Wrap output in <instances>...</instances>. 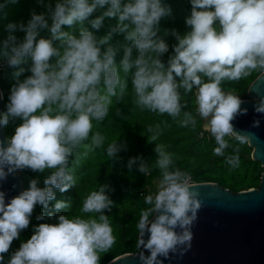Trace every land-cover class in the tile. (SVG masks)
<instances>
[{
    "label": "clouds",
    "instance_id": "obj_1",
    "mask_svg": "<svg viewBox=\"0 0 264 264\" xmlns=\"http://www.w3.org/2000/svg\"><path fill=\"white\" fill-rule=\"evenodd\" d=\"M18 2L4 0L0 4L3 18H7L3 9ZM37 3L46 11L31 10L26 23L8 22L4 26L6 37L0 42V60L17 69L12 74L15 82L9 88L0 126L20 120L13 134L6 137L7 144L0 142V180L16 169L55 171L44 180L43 188L33 179L26 190L7 203L0 191V264H99L98 253L106 252L115 239L109 219L103 214L112 205L105 194L107 185H100L98 191L90 193L82 207L84 213H99L98 219L59 215L56 223L33 225L31 236L7 260L4 254L9 253L12 242L19 240L20 233L29 227L34 207L47 209L48 202L55 199L53 188L63 193L76 185V177L68 168L74 150L89 139L90 133L92 148L104 145L105 137L92 131L93 122L104 120L113 97L118 101L124 97L129 73L135 104L141 110L173 118L181 111L178 89L188 93L195 87L197 111L202 118L211 117L207 127L219 145L214 152L221 155L227 146L223 137L233 136L231 122L238 114L247 112L241 109L238 96L222 91L221 82L239 80L249 75V70H264V0H189L190 14L185 17V24L191 30L182 37L175 29L170 30L178 43L172 46L174 55L166 63L161 57L169 51V45L158 32L161 19L171 16L172 10L161 0H49L48 3L37 0ZM98 9L104 10L89 19ZM105 18L115 19L116 24L98 39L85 27V22L99 30ZM45 31L48 35L41 36ZM73 31L78 34L73 35ZM17 32L24 33L22 39ZM117 32L130 42L123 46L119 65L115 60L117 49L108 45L112 34ZM102 45L108 46L101 51ZM133 48L137 51L135 59ZM24 64H28L27 71L31 74L21 80ZM255 111L264 113V99ZM186 123L181 121V126ZM258 123L255 121L254 125ZM156 138L153 135L151 140ZM120 147L112 142L106 155L115 156ZM162 149L163 145H157L155 151L159 155L158 167L165 170L163 181L154 198L146 197L145 202L153 207L141 213L138 223L140 235L149 233L146 243L139 241L150 251L146 264H161L158 256L167 257L170 251H176L178 245L191 239L185 226L195 219V209L199 207L193 199L199 193L190 192L186 185L177 182L179 171H167L172 159ZM137 159L130 158L128 167ZM139 171L145 172L146 166L141 164ZM53 207L59 211L70 205L56 201ZM152 212L159 214L150 223ZM44 218L43 213L36 216L38 221ZM48 218H52L51 211ZM177 227L184 229L182 233L176 232Z\"/></svg>",
    "mask_w": 264,
    "mask_h": 264
},
{
    "label": "trees",
    "instance_id": "obj_2",
    "mask_svg": "<svg viewBox=\"0 0 264 264\" xmlns=\"http://www.w3.org/2000/svg\"><path fill=\"white\" fill-rule=\"evenodd\" d=\"M48 2L49 0H45V3ZM161 2L169 5L172 10L171 16L161 19L159 25L161 31L158 32V35L169 45V51L161 57V60L166 63L169 57L174 55L172 46L178 43L170 30L175 29L181 37L191 30L185 24V17L190 14V3L189 0H161ZM3 3L4 0H0V4ZM33 9L37 13L46 11L37 3V0H19L17 4H8L3 9V12L7 13V18H3L0 14V42L6 37L4 26L8 22L23 21L26 23ZM103 10L98 9L89 19L100 15ZM115 24V19L105 18L99 30L92 29L87 21L85 27L99 39L108 33L110 26H115ZM62 27L63 30L69 31L67 26ZM166 31L168 34H165ZM72 34L77 35L78 33L73 31ZM16 35L22 39L24 33L17 32ZM47 35L46 31L41 33V36L46 37ZM129 43L125 40L123 33H113L109 39L108 45L117 49L115 57L117 65L124 54L123 46ZM108 45H102L101 51ZM136 55L137 51L133 48L132 58L135 59ZM21 67L25 68V72L19 78L23 80L31 73L27 71L28 64L21 65ZM16 70V68L8 67L0 71L2 113L6 111L9 88L15 82L12 74ZM262 70L260 68L249 70L250 74L242 76L239 80H223L221 82L222 91H231L240 99L246 98L250 83ZM120 75L124 78L122 69ZM202 79L207 78L202 76ZM178 91L181 97V111L177 117L173 118L167 114H159L146 109L141 110L135 104L131 73H129L128 87L124 97L119 101L113 97L104 120L93 122L92 131L93 133L100 132L105 137L104 145L101 148H92V133H90L89 139L74 150L73 155L69 157L68 168L76 177V185L63 193L53 188L55 199L48 202V208L45 209L40 205L34 207L29 227L20 233L19 240L12 242L9 253L4 254L5 260L22 241H26L31 236L33 225L56 223L55 218L62 214L70 219L75 217L98 219L99 213H84L82 207L85 199L93 191H98L100 185H107L105 194L112 201L110 210H104L103 214L109 219L115 239L106 252L98 253L99 264H106L124 253H140L143 250L142 244L139 243L138 229L141 213L153 207L145 202L146 197L151 195L154 198L158 193L165 171L157 165L159 159L155 151L157 145H163L162 151L171 155L172 163L167 171H179L181 175L178 178L190 174L196 182H214L233 192L258 187L263 169L258 161L251 158L252 148L249 147L248 142L245 139L226 135L223 140L227 146L222 150L221 155H216L214 149L219 145L215 137L213 135L209 138L199 137L204 118L200 117L197 112L193 91L185 93L183 88ZM186 113L188 115H185ZM181 121L187 123L181 126ZM19 123L20 120L17 118L10 120L7 126H2L6 137L13 134L14 128ZM153 135L157 137L155 140H151ZM114 141L121 146L120 151L115 156L109 157L106 155V149ZM134 157H139V159L129 168V159ZM141 164L146 166L145 172L139 171ZM54 171L55 169H45L43 172L20 169L22 191L28 188L29 182L33 179L38 181V187L43 188L44 180ZM56 201H65L70 207L56 211L53 207ZM49 211L52 212L51 219L48 218ZM41 213L44 214V220H36V216ZM153 214L154 212L150 213L149 219Z\"/></svg>",
    "mask_w": 264,
    "mask_h": 264
},
{
    "label": "water",
    "instance_id": "obj_3",
    "mask_svg": "<svg viewBox=\"0 0 264 264\" xmlns=\"http://www.w3.org/2000/svg\"><path fill=\"white\" fill-rule=\"evenodd\" d=\"M228 93L236 95L225 92ZM1 95L0 90V115L3 114ZM262 99L264 70L250 83L247 97L240 99V107L247 110L246 114H238L231 122L233 136L248 142L252 148L251 158L262 166L258 187L233 192L214 182L188 185L190 192L199 193L193 197L199 205L195 209V219L185 226L191 239L178 245L167 257L158 256L161 264H264V113L255 111ZM210 118H204V130H208ZM255 121L258 125H254ZM0 142L7 144L2 126ZM22 186L19 169L0 180L5 202L22 192ZM158 214L154 212L149 222ZM175 230L182 233L184 229L177 227ZM139 238L146 243L149 233L145 231ZM142 246L140 253H124L106 264H146L150 251Z\"/></svg>",
    "mask_w": 264,
    "mask_h": 264
},
{
    "label": "built area",
    "instance_id": "obj_4",
    "mask_svg": "<svg viewBox=\"0 0 264 264\" xmlns=\"http://www.w3.org/2000/svg\"><path fill=\"white\" fill-rule=\"evenodd\" d=\"M8 67L9 66H8V64H7L6 61L0 60V71L1 70H5ZM193 94H194V97L196 99V89L195 88H194ZM196 108H197V103H196ZM210 135H211L210 130H204V128L202 129V131L199 134L200 137H206V138H209ZM177 182L188 186V185L194 184L195 183V180L193 179V177L190 174H186V175L178 178L177 179Z\"/></svg>",
    "mask_w": 264,
    "mask_h": 264
}]
</instances>
